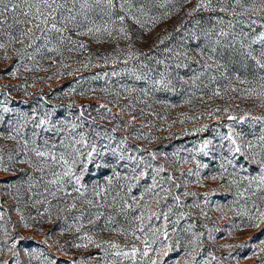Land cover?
I'll list each match as a JSON object with an SVG mask.
<instances>
[{
    "label": "rangeland",
    "instance_id": "obj_1",
    "mask_svg": "<svg viewBox=\"0 0 264 264\" xmlns=\"http://www.w3.org/2000/svg\"><path fill=\"white\" fill-rule=\"evenodd\" d=\"M115 3L114 18L124 14L119 10L120 0H115ZM245 3L249 4L250 0H245ZM196 5L197 0H155L149 5L148 12L155 23L147 16L140 17L143 26L126 18L125 26L130 38L115 30V38L106 34L77 36L74 29L70 30L67 35L86 45V49L77 48L75 51H68L70 45H60L54 34L52 46L45 47L43 39H40L28 47L26 37L21 44L18 42L22 38L21 32L34 29L31 25L15 24L19 38L13 45H26L27 49L19 54L23 69L16 68L12 80L0 75V109H10L7 113L0 111L3 117V122H0V248L4 249L0 252V264L4 261L8 264H51L53 260L55 264H80L81 261L84 264H111L112 261L133 264L132 260L113 253L130 251L133 246L141 251L144 248L142 240L148 232L144 229L141 233L139 223L133 221V217L140 216L141 204L147 196L144 197L145 192L137 186L138 180L148 173L141 171L138 151L127 141L131 140L139 148L142 145L134 138L121 137L124 127L136 133L140 130L133 123L126 124L123 120L120 123L124 118L150 125L146 135L148 140H152L150 148L158 147L155 155L160 153L162 162L171 164V172L185 182V192L180 198L185 210L183 227L176 225L173 232L169 223L168 228L167 244L179 254L174 264H185V261L189 264H264V244L261 243L264 241V224L258 228L251 227L248 217L241 214L244 206L254 211L253 202L264 209V200L259 199L264 192H257L250 200L238 198V191L248 188L249 180L261 175L260 164L250 159L260 150L257 147L246 151L243 156H234L229 152V142L221 139L222 135H227L229 127L240 134L238 143L241 145L249 141L255 143L264 135V98L257 94L260 90L256 83L258 77L264 75V70L256 65L249 68L247 60L251 57L246 55L251 38L264 31V27L235 23L237 20L250 22L251 19L264 23V14L248 12L234 17L219 11H195ZM134 7H139L136 0ZM236 10L242 11L238 7ZM190 11L191 16L188 15ZM134 14L139 16V13ZM11 17L9 13L6 23L0 26L3 33L12 28L8 27ZM212 17H222L226 23L216 24ZM90 18L97 23L102 22L98 13H92ZM227 21H233L235 28L229 29ZM213 27L248 33V38L243 41L245 47L241 49L240 43L236 42L234 47L226 48L225 44L232 40L231 35L221 37V44L215 45V33L212 37L205 35ZM36 35L41 34L37 32ZM42 44L44 47H40ZM53 46L59 47L60 52L48 51ZM213 47H216V52L211 51ZM258 47L259 44L251 45L256 56L260 51ZM37 48H40L39 52L35 51ZM209 56L213 59L210 60ZM53 73L54 80L44 87L47 88L45 93L38 88L43 82L36 80ZM237 76L251 83L241 84ZM22 80H29L30 85L20 83ZM159 80L164 83L156 84ZM5 82L17 85L9 87ZM254 87L257 91L249 95V90ZM217 89L220 95H214ZM49 93L51 97L46 96ZM39 96L52 107L47 108L39 99H32ZM93 101L98 103V107L90 104ZM27 104L40 106V113L43 117L47 114L51 121L46 125L50 130L34 128L36 121L31 117L38 114L30 113ZM89 109L110 120L117 119L110 117L109 113H120L122 118L118 121L121 128L102 120H97L100 127H91L84 120L94 121L84 113ZM22 116H26L28 121L21 133L23 139L29 141L27 149L22 140L17 143L6 138L15 134L18 121L24 123L20 119ZM229 116L235 119L230 120ZM55 124L57 126L53 128ZM73 124L79 125L75 132L71 131ZM56 128L63 131L57 132ZM78 128L85 129L87 139L106 152L109 166L100 172L89 167L82 182L83 197L73 192L71 197L57 193L56 197L47 195L45 198L41 195L46 187L42 174L19 161L27 159L33 164L38 163L31 151L33 147L44 150L45 140L49 141V146L59 145L65 137L71 139L77 135ZM33 132L38 133L35 138ZM205 141L211 143L201 151ZM113 149L118 151L114 154ZM120 154H123V160ZM228 160H232L231 165L227 164ZM255 160H260V155H256ZM3 168L8 171H3ZM141 172L144 175H139ZM43 175L45 179H52L47 171ZM134 176L138 178L133 179ZM158 178V175L152 177L149 184L152 187L154 180L157 183L155 190L152 189L155 198H171L172 191L164 192L166 187L158 183ZM47 187L55 190V186ZM255 188L253 184L252 189ZM94 189L107 191L97 196ZM66 191L71 192V185L66 186ZM155 198L150 200L153 202L148 213H164ZM38 200L41 203H36ZM88 200L93 201V205H89ZM125 201L140 207L135 211L122 210ZM73 202L76 208L69 210ZM172 220L174 218L170 216ZM189 225L207 230L208 240L203 243L201 238L194 237L188 230ZM133 232L142 239L137 240ZM85 234L101 247L93 244L87 248L75 247L87 242L82 239ZM12 243L17 244L15 251L18 256L7 250ZM161 243L157 240L153 247L159 248ZM111 244L118 245V248L110 247ZM201 248L204 253L197 260L194 253ZM136 264H140L139 255Z\"/></svg>",
    "mask_w": 264,
    "mask_h": 264
},
{
    "label": "snow or ice",
    "instance_id": "obj_2",
    "mask_svg": "<svg viewBox=\"0 0 264 264\" xmlns=\"http://www.w3.org/2000/svg\"><path fill=\"white\" fill-rule=\"evenodd\" d=\"M136 2L139 3V7H134V0H120L119 10L124 14L114 18L115 9L117 7L115 0H0V26L6 23L7 16L9 13H11L13 24L31 25L34 29V31L28 29L23 30L21 32L22 38L18 40L19 43L23 44V37H26L29 40V44L27 46L32 47L36 40L43 39L44 46L46 47L52 42L51 37L54 34L60 45H70V47H68V51H75L77 48L86 49V45L73 40L71 36L67 35L70 30L74 29L77 36L93 35L94 37H97L99 34H106L108 37L112 38H115L113 37V31L115 30L118 31L123 37L130 38L127 27L125 26L126 18L131 19L135 24H140L143 26L140 17L147 16L149 20L155 23L156 20L148 15L149 5L154 3L155 0H136ZM237 7L242 9V11L238 12L236 10ZM199 10L210 13L219 11L234 17L243 16L248 12L264 14V0H250L249 4H246L245 0H197L195 11ZM94 12L100 15L102 19L101 23H97L96 20L90 18L91 14ZM134 13H139V16L135 15ZM188 15L191 16L192 12L190 11ZM21 17H23V19H21ZM211 19H214L216 24L223 25L226 23L222 17H212ZM235 23L246 24L248 27L259 24L261 27H264V23H261L256 19H251L250 22L237 20ZM235 23L233 21H227L228 28L234 29ZM13 24H9L8 27H12ZM116 25H119V27L115 28L114 26ZM85 27L87 30L82 31L81 29ZM252 30L255 31V28ZM37 32H39L41 35H36ZM213 33L216 35V39L214 41L215 45L221 44V37L227 38L229 35L232 36V40L225 44L226 48H232L235 46L236 42H239L240 48L243 49L245 47L243 41L249 36V34L246 32H230L226 31L224 28L217 30L215 27L208 29L205 35L212 37ZM13 39L15 38L9 33V41L11 42ZM97 42H100L99 39H97ZM254 44L261 45L259 56L254 55L251 51V45ZM4 47V44H0V49ZM248 48L249 50L246 55L254 60L258 69L264 70V31L251 38ZM35 51L39 52L40 48L35 49ZM48 51L59 53L60 48L53 46L49 48ZM211 51L216 52V47H213ZM31 56L32 54L29 53L30 58ZM129 58H131V54ZM209 59L212 60L213 57L209 56ZM158 63H162V61H158ZM218 66L222 67V65ZM15 74V72L11 73L12 76H15ZM140 78L141 77H138V79ZM236 79L241 84L251 83V81L242 79L239 76H237ZM155 83L163 84L164 81L159 80ZM256 83L260 90L257 92V94L261 98H264V75H260ZM232 90L235 91V89ZM256 91L257 89L254 87L249 90L248 94L251 95L252 92ZM214 95H220L218 89L214 92ZM0 111L7 113L10 111V109L8 107H4L3 109H0ZM20 119L23 120L24 123H20L18 121L15 134L8 135L6 138L9 140H16L17 143H20L22 140L24 148L27 149L29 141L24 140L21 136V133L28 121L26 116H22ZM31 119L36 121L34 128L44 129L45 131L50 130L49 128L45 127L46 125L51 124V121L47 118V114L45 117H41L39 119H37V117L34 115L31 117ZM229 119H235V117L229 116ZM255 119L260 120L261 118L256 117ZM0 122H3L2 116H0ZM52 127L56 126L52 125ZM77 127H79V125H71V131L75 132ZM56 131L62 132L63 129L56 128ZM32 135L33 138H35L38 133L33 132ZM239 136L240 134L233 132L231 127H229L227 135L221 136L222 140L229 142V152H231L234 156L237 154L243 156L246 151L257 147L260 150L259 152L254 153L250 159L253 162L260 164L261 175L250 179L248 188L243 191H238V198L250 200L252 196L257 195V192H264V135H261L257 142L254 143L249 141L246 145H241L238 143ZM17 137H20V139L18 140ZM32 143L35 144V139L32 140ZM121 143H123V141ZM210 143L211 141H205L203 145H201V151L207 149ZM44 144V150H41L38 147H33L31 149V151L34 152L38 163L33 164L31 160L27 159L20 160L19 163H27L30 167L42 174L41 179L45 180L46 187L41 195L45 196V198L47 195L56 197L57 193H63L65 196L71 197L73 192L78 193L80 197H83L85 192L83 190L84 184L82 182L85 177V172L89 170V167L91 166L96 171L100 172L104 171L109 166V161L106 158V152L103 149H98L95 145H93L87 139L86 133H78L77 135L72 136L71 139L65 137L60 141L59 145L51 144L49 146L48 140H45ZM106 147L107 146H105V148ZM112 151L115 154L118 149H113ZM207 154L208 153L205 152V155ZM256 155H260V160H255ZM123 158V154H120V159L123 160ZM9 159H11V156ZM227 164L231 165L232 160H228ZM77 166H79V170H77ZM222 167H224V165H222ZM2 170L5 172L8 171L7 168H3ZM226 170L227 169L225 168V171ZM46 171L50 173L52 179H45L43 174ZM156 171L159 173L160 171H163V169L160 168ZM139 175L142 176L144 173L141 172ZM136 178L138 177H133V179ZM125 179L128 178L125 177ZM212 179H216V177H212ZM169 180H171V177H169ZM108 183H111V178H109ZM253 184L256 185L255 189H252ZM67 185H71V192L66 191ZM47 186H55V190H52ZM156 186L157 183L154 180L152 187L155 188ZM131 187L132 185L130 184L129 190H131ZM94 191L97 196H101L102 193L107 191V189H94ZM149 191H151V189H149ZM163 191L168 192L169 189L165 188ZM185 195H188V193L186 192ZM141 199H143V197H141ZM162 199H167V197H162ZM175 199L179 201L180 198L177 196ZM259 199L264 200V196H260ZM36 203H41V201L38 200ZM87 203L89 205H93V201L91 200H88ZM138 207H140V205L129 204L127 201H125L122 210L130 209L135 211ZM75 208L76 203L73 202L69 205V210ZM252 209H254V211L244 206L241 214L248 217L249 226L258 228L261 224H264V209L260 208L255 202L252 204ZM145 211H150V209L146 208ZM171 212L172 208L169 207L167 212H151V214L147 217L148 220H151L152 217H155L157 220H159L162 215L163 224L161 227L163 228V231H161V227L151 228L149 230L151 235L149 236L146 234L142 240L144 244L142 251L138 247L133 246L130 251L120 250L113 253V255L130 259L132 260L133 264H136L138 255L140 257V264H163V261L158 258L167 255L166 249L169 248L170 245L163 242L159 248H154L153 245L156 244L157 240H161V237L163 238V241H167L169 236V223H171L172 231L174 232L176 230V225L180 223V219L184 216L183 213H180L175 220L170 221ZM133 221H138L140 232L144 233L146 226L144 212H141L139 217H133ZM89 223H92V221H89ZM25 227H28V225H25ZM188 227L192 228L194 225H189ZM77 231H79V228H77ZM132 235L135 236L137 240L142 239L140 236H136L135 232H133ZM193 235L194 237L196 236L195 233H193ZM82 239L86 240L87 242L84 244H77L75 247L87 248L89 244H93L97 248L101 247L100 244L96 243L91 238V236H88L87 234H85ZM195 243L196 240L194 239L193 251H195ZM261 243L264 244V241ZM110 247L118 248V245L111 244ZM16 248L17 244L12 243L7 250L10 251L13 256H18L19 253L15 251ZM3 251L4 249L0 248V252ZM189 255H192V253H189ZM3 264H8V262L4 261ZM51 264H55V261L53 260ZM80 264H84V262L81 261ZM111 264H116V262L112 261ZM185 264H189V262L185 261Z\"/></svg>",
    "mask_w": 264,
    "mask_h": 264
},
{
    "label": "trees",
    "instance_id": "obj_3",
    "mask_svg": "<svg viewBox=\"0 0 264 264\" xmlns=\"http://www.w3.org/2000/svg\"><path fill=\"white\" fill-rule=\"evenodd\" d=\"M11 14V13H10ZM10 24H13L12 21V17L9 18ZM9 33L11 34L12 37H14L15 39H13L11 42L9 41ZM19 37H17V30L15 28V24H13L11 29H8L6 32L3 33L2 30H0V44H4L5 47L0 49V75H4V76H8V80H12V78H14V76L11 75V73L13 71L16 70V68H21L22 64H20L19 62V54L22 52H25L27 47L25 46H21V45H16L14 46L13 44L15 43V41L18 39ZM29 41V40H27ZM51 43H49V46L54 45L53 44V39L51 38ZM29 44V42H27ZM44 43V42H43ZM40 47H44L43 44ZM261 49V45L260 47H258ZM31 50H34L33 48ZM259 52V51H258ZM259 54V53H257ZM259 56V55H258ZM7 57V58H6ZM247 62H249V68H254L255 67V62L254 60H252L251 58H248ZM19 63V64H18ZM32 64V63H30ZM35 69H30V71H33ZM81 70H86V69H81ZM79 70V71H81ZM54 73L51 75H46L45 77H40L39 79H37L36 81H42L43 84L39 85L38 88H41L42 91H44L45 93H47V88H44L45 86L48 85L49 81L54 80ZM17 77V75H16ZM26 82L27 85H30V81L26 80H22L20 83ZM5 85L9 86V87H13L16 85H12L9 82H5ZM26 94V93H25ZM46 96L51 97L52 95L49 93ZM32 99H39L42 102V105L46 106L47 108H51L52 105H50L47 101H45L44 98H42L41 96L37 97V98H32ZM93 106H97L98 107V103L93 101L92 103H90ZM27 109L29 110L30 113L32 114H38L37 119L43 117V115L40 113L39 105H28ZM38 108V109H37ZM102 110H106V108H101ZM86 116H90L92 120H94L93 122H90L91 120L84 118V120L89 123L91 125V127H100V123L97 122V120H102L105 121L106 123H111L110 125L113 127H118L121 128L120 123H122V120L124 123H133L135 124L140 130L138 131V133L136 132H132L130 129H128V127H124L122 128V136L126 135L129 138H134V140H136L138 142V144L142 145V148H139L138 145H136L135 143H133L131 140L127 141L129 143V145L133 148H135L138 151V157L137 159H139V166L141 171L146 170L148 175L146 177H143L142 179L138 180V184L137 186H141V191L145 192L144 197L146 196V198L143 200L142 204H141V210L142 212H144L145 215H147L145 217V229L146 232H148V235L150 236V229L153 227H161V224L163 223V216H161V218L159 220H157L155 217H152L151 220H148L147 217L151 214L148 213L149 211H145V209H151V199L155 198V194H153V187H150L149 184H151V179L154 176L158 175V179H159V184L164 185L167 189H169V191H172V197L171 198H167V199H162L158 197H156L155 199H158V204L159 206L162 208V212H167L169 207L172 208V212L170 213V216H172V218H174V220L177 218V216L180 213H184V207L182 206L183 202L179 199V201H177L175 199V197H179L182 198L183 193L185 192L183 190V185L185 182L180 181L181 179L179 178V176L173 172H171V169L169 166H171V164H166L165 162H162V160L160 158H163L160 153H157V156H159V158H156L157 156L155 155V153L158 150V147H154V148H150L151 146V142L152 140H148L146 135L147 132L149 130L150 125L147 123H140V122H135L129 118H124V119H120L122 118L120 113H109L110 117L115 116L117 120H110V119H106L105 117L102 116H98L95 113H93L90 109L89 111H84ZM118 119L121 120V122L119 123ZM247 120H250L249 118H247ZM57 124V123H56ZM55 124V126H57ZM144 127H141L143 126ZM47 127V126H45ZM48 128V127H47ZM55 128V127H53ZM92 130V128H91ZM86 133L85 129L82 128H78V133ZM88 134L86 133V136ZM150 137V134H149ZM5 160H8L7 158ZM162 168L163 171H160L159 173H157V169ZM169 177H171V180H169ZM15 179V178H14ZM17 179V178H16ZM183 184H182V183ZM149 189H151V191H149ZM155 190V189H154ZM190 191V190H189ZM187 191V192H189ZM162 196V195H161ZM164 197V196H163ZM149 199V200H148ZM179 205V206H178ZM193 208V207H191ZM184 220L181 218L180 219V223L178 224L180 228L183 227V222ZM187 229V227H186ZM181 230V229H180ZM188 230H191L192 235L193 233L196 234V237L201 238V241L204 243L205 240H208L209 237V232L207 230H203V229H199L196 227L193 228H189ZM187 230V231H188ZM204 231V233H203ZM203 233V234H202ZM194 236V235H193ZM168 241V240H167ZM167 241H163V238L161 237V240H158L159 243L163 242V243H167ZM174 244V243H173ZM172 246V245H171ZM204 246V245H203ZM208 247V245H206ZM204 248V247H203ZM204 250H202V248L200 249V251H197L194 253V256L196 257V259H201L203 256ZM179 256L178 252H175L173 247H170L167 250V255L166 256H162L158 259H161L163 261V264H174V260Z\"/></svg>",
    "mask_w": 264,
    "mask_h": 264
}]
</instances>
